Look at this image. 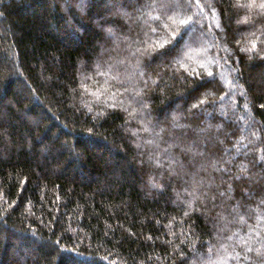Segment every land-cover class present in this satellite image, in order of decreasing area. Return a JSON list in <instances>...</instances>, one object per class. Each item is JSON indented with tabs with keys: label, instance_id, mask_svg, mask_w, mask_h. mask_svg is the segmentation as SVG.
<instances>
[{
	"label": "trees",
	"instance_id": "16d2710c",
	"mask_svg": "<svg viewBox=\"0 0 264 264\" xmlns=\"http://www.w3.org/2000/svg\"><path fill=\"white\" fill-rule=\"evenodd\" d=\"M0 264H264V0H0Z\"/></svg>",
	"mask_w": 264,
	"mask_h": 264
},
{
	"label": "snow or ice",
	"instance_id": "6c2138e0",
	"mask_svg": "<svg viewBox=\"0 0 264 264\" xmlns=\"http://www.w3.org/2000/svg\"><path fill=\"white\" fill-rule=\"evenodd\" d=\"M209 75H211V73H209Z\"/></svg>",
	"mask_w": 264,
	"mask_h": 264
}]
</instances>
